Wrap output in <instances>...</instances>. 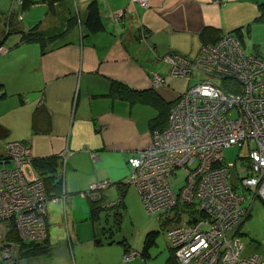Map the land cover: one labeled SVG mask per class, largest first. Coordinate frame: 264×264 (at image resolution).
<instances>
[{"label": "crops", "instance_id": "obj_1", "mask_svg": "<svg viewBox=\"0 0 264 264\" xmlns=\"http://www.w3.org/2000/svg\"><path fill=\"white\" fill-rule=\"evenodd\" d=\"M1 1L0 10L4 16L11 8L19 10L21 7L15 3L12 6L13 0ZM90 1L32 0L29 8L21 13L20 18L17 17L16 25L27 30L38 23L40 32L45 37H52L47 42V51L41 54L39 43L30 41L0 55V81L6 92L5 97H0V103L12 95L6 82L11 80L13 70L16 71V62L22 63L20 69L24 66L35 68L28 77L19 73L22 70L17 71L22 80L16 79L19 81H16L13 96L21 101L22 106L19 107L18 101L13 105L16 113L12 123L3 121V125L9 128L6 141L21 140L28 144L34 160L50 155L58 157L56 177L61 182V193L47 200L44 216L48 240L51 241L53 228L69 229V223L75 230L73 238H77L71 246L72 257L67 246L53 241L44 256L47 261L42 264L53 263L50 259L54 256L62 258L64 264H102L92 247L87 252L93 249L94 258L76 261L74 249L80 245L77 244L80 240L75 224L90 221L92 235H96L102 227L112 226L113 220H133L125 209V199L129 193L136 198L139 191L126 181V174L128 170L130 172L128 157L151 142L152 115L147 109L148 104L138 98L131 101L109 94L112 80L143 90L152 87L153 74L160 73L165 77L166 86H158V93L165 100L174 99L191 79L186 82L185 78L184 81L182 77L168 75L169 64L164 57L172 52L194 57L203 44L201 32L207 27L223 33L234 28L239 30L248 23L252 26L255 23L252 20L260 13V4L264 3L262 0H148L147 5H141L133 0H95L104 27L90 34L82 25ZM36 7L45 8L42 16L31 14ZM25 14L30 15L29 22H24ZM72 17L73 22L69 21ZM15 40L17 35H11L9 43ZM52 46L55 47L51 49ZM7 66H11L9 71L5 70ZM26 87L27 91L23 89ZM29 88L33 91L31 95H28ZM20 92H25V99ZM135 104V113L144 115L145 122L135 114L132 116ZM40 105L45 107L48 115L38 119V131L34 133L32 114ZM84 162L88 168L78 171V166ZM103 181L108 184L101 186ZM119 184L127 185L122 194ZM75 194L79 197L76 198ZM60 205L62 211L58 213ZM115 234L113 256L117 262H124L125 248L120 239H125L129 249L134 248L126 236ZM59 236L55 234L53 238ZM71 239L67 236L66 243ZM141 260L145 258L134 257L125 262L141 264Z\"/></svg>", "mask_w": 264, "mask_h": 264}, {"label": "built area", "instance_id": "obj_2", "mask_svg": "<svg viewBox=\"0 0 264 264\" xmlns=\"http://www.w3.org/2000/svg\"><path fill=\"white\" fill-rule=\"evenodd\" d=\"M164 59L168 75L188 80L198 74V81L187 82L165 127L153 131L151 142L128 157L126 181L137 187L149 213H173L167 210L188 201L199 207L192 220L168 227V244L180 264H264L260 253L243 255L246 241L241 228L254 199L264 202V56L243 52L240 39L228 31L202 44L192 58L172 52ZM152 85L165 87V77L155 72ZM233 145L241 150L239 174L231 173L235 164H225L222 154ZM211 149L213 157L205 163L201 152ZM32 161L31 148L21 140L0 147L1 236L11 221L26 238L44 229L48 197ZM203 166L205 172L200 173ZM181 169L185 172L179 180ZM238 188L252 193L247 205ZM188 189L191 195L185 199ZM178 230L194 239L173 250ZM139 253L130 249L122 258L128 261Z\"/></svg>", "mask_w": 264, "mask_h": 264}, {"label": "rangeland", "instance_id": "obj_3", "mask_svg": "<svg viewBox=\"0 0 264 264\" xmlns=\"http://www.w3.org/2000/svg\"><path fill=\"white\" fill-rule=\"evenodd\" d=\"M262 1H264V0H262ZM12 3H13L12 6H14V3L17 6H21L22 0H13ZM0 8L2 9V1L1 0H0ZM19 8L21 9V7H19ZM20 9L15 10V9L11 8V11L8 12L7 15H5V16L1 15L0 37H2V29H3V27H5L4 21L8 20V18H14L13 23L18 24L16 19H17V17L20 18L21 13L23 12V10L20 11ZM44 10H45V8L43 9L40 7H36V9H34L31 14H36L35 16H37V15L42 16ZM23 16H24L23 17L24 22L30 21L29 20L30 15L25 14ZM4 17H5V19L3 20ZM245 26H247V25H245ZM245 26L244 27L242 26V31L244 32L243 36H244V40H245L244 51L246 53H253V52H256L258 50L261 53L260 56H264L263 55L264 54V20L260 21V22H255L254 24H252V26L250 28V34L246 33ZM251 34H252V36H251ZM8 51L9 50L7 48H4L3 45L0 46V55L6 54ZM185 56H187V55L185 54ZM187 57L192 58L190 56H187ZM16 63H17V65L14 68V69H16V71L13 70V76H12L11 80H7V82H6L7 85H10V87H11V89H9L8 92H9V94H12V95H9L8 97H6L2 101V103H0V107L2 106V108H0V123L1 124H3V121H6V122L10 121L11 123L13 122V115L16 112L13 111L12 107L14 104L17 103V101H18L19 107L22 106L21 101L17 97L13 96L15 85L18 83L16 81H19L16 79H21L22 75H25L28 77V73H29V75L32 76L33 70H35V68H32L30 66H28V67L24 66V69H20L23 67L22 63H20V62H16ZM10 68H11V66H7V67H5V70L9 71ZM19 69L22 70V72H20ZM17 71H19V73H21L22 75L18 74ZM10 73H12V71H10ZM208 77L211 79H214L213 76H208ZM185 80L187 82V79H185ZM23 81H25V80H23ZM196 81H198V74H195L194 76H192L191 81L189 83L191 84V83H194ZM214 81H215V79H214ZM184 88H185V85L182 87V89L184 90ZM23 89H25V91H27V87L23 88ZM182 89L180 91H183ZM29 91L30 92L28 95H31L33 92L32 89L29 88ZM19 94H22L23 98L25 99V95H26L25 92L24 93L20 92ZM129 104H131V103H129ZM136 105L137 104L133 105V108L131 111L132 116L135 117V115H136V116H138L139 119H141L145 122V116L144 115H141L140 113L139 114L135 113L137 110ZM147 109H149L152 117H154L158 114V109L153 105L148 104ZM143 121H142V127H143V123H144ZM145 126H147V123L145 124ZM6 127L8 128V126H6ZM146 129L147 128H145L143 130H146ZM7 139H9V138H0V147L3 146V144L5 143V141ZM11 139H12V137H11ZM240 153H241V150L239 149V147L237 145L228 146L222 150V154L224 156L225 164H228V163H234L235 164V166L231 167V173L232 174H234V173L239 174V166L237 167V163L239 160V154ZM116 162L119 163V161L117 159H116ZM123 164H124V166L126 165V163H123ZM88 166L89 165L86 162H84V163H81L77 169H78V171H81L83 169L88 168ZM127 168H128V166H127ZM184 172H185V169L179 170V172H178V179L179 180H182ZM128 174H129V170H128L126 176H128ZM88 188H89V186H88ZM130 189H133V187H130ZM237 190L241 193H244V195L246 196V201L244 202V204L247 205L250 202L252 193L248 190H244L243 188H238ZM74 193H78V192H74ZM137 194H138V196L133 199V197L129 193L125 199V202H126L125 203L126 204L125 209L128 211V213H127L128 216H131L133 220H127L126 218H125L126 220H121V221L116 220L115 222L120 221V226H119L120 228H119V230H117V224H114V226H113L114 234H115V232H117L115 234L117 236L119 235V233L122 236H126V238H128L130 240L129 244L131 246H133L132 248H134L138 251H141V248L144 245V240H145V236H146L147 231L149 229H153V231L158 230V232L153 234L154 244L151 245L150 251L148 250L149 254L146 253V251L141 253V254L139 253L141 255V257L143 256L145 258V260H141V261H143L141 264H168L166 261H168V257L171 253L170 245L167 243V242H169V240L166 236V233L168 231V227L170 226V224L171 225L175 224V223L180 224V223H183L184 220H192L193 214L199 213V207L198 206L195 207L191 203V201H188V203H185L184 205H182V207L179 210H177L175 216L173 214L175 209H172V208L170 210H167V211H171V210L173 211V213H171V212L168 213L169 215L164 213L165 211L153 214V213L147 212L139 193H137ZM75 196L77 198V197H79V194H75ZM61 211H62V209H61V205H60V209L57 210V212L61 213ZM202 218H203V216H202ZM162 220H169V221H164V223L162 224ZM44 223H45V221H44ZM78 223L79 224H75V229L77 230L78 237L80 240V243L78 242L77 244H80L82 246V249H81V251L79 250L81 248L80 245L79 246L76 245L77 247L75 246L74 251L76 254V261L77 262L82 261L83 259L88 260L89 257L92 258L93 257V249L95 250L94 253H95L96 257H98V260H100L102 262V264H126V263L131 264V263L139 260L138 258H135L136 261L134 260L133 262H131V261L130 262H125V261L122 262L121 260L117 262V260L113 256L114 255V253H113V250H114L113 246L114 245L112 243L114 242V237H113L114 234H113L112 230L109 229V230H102V231L98 232L96 235L98 236L99 241L101 240V242L97 243V242H95L94 235H92V227H91L90 221L78 222ZM68 227H69V229L65 228V227H62L61 229L58 227L53 228L52 232L50 234V239L52 242L48 240L49 235H48L47 223L44 224L43 230H40V229L37 230L32 235L31 238H26L23 235H20L19 233H17V235L20 236V238H22L23 240H29V242H32V243L35 241L36 242H42V241L44 242L45 241L46 242L45 244L49 245V247H50V243H53V241H56L57 244L60 243V244L67 246L66 248L69 252V256L72 257V247L71 246L73 245V243L75 241H77V238L76 239L73 238V235H75V232H74L75 230H74L73 225L71 223H69ZM241 228H242V231H244V233H245L243 235V237H244V240L246 241V250L243 252V255H246V254L251 253V252H256V253H260L264 256V202H262L261 200H258V199H254V202H253L252 207L250 209V215L243 222V224L241 225ZM62 231L64 233H62ZM55 234H59L61 236H59L57 238H53ZM67 236L72 237L70 242H68L69 244L66 243L67 242ZM3 238H5V234H3L2 236L0 235V241H2L4 243L6 241ZM57 240H59V241H57ZM72 240H73V242H72ZM133 241H134V243H132ZM85 243H87V244L85 245ZM120 243L123 246V248H125L124 253H126L130 250L129 249L130 247L126 246L125 239H120ZM135 245H138V246H135ZM89 247L93 248L92 252H87L89 250ZM19 248H17V246H15V245H12V247L9 249H4V247H0V264H42V262L47 261L44 259V256L46 255V252H47L45 249H44L45 251L43 253H38V251H39L38 250L37 251L38 254H27L25 256H22ZM39 252H42V251H39ZM81 257H83V258L80 260ZM134 257H136V256H134ZM61 259L62 258H60L59 256H54V259H50V261L53 260V263H51V264H54V263L64 264L65 261L61 260ZM174 260H175V262L171 261L170 264H180L178 262V260L176 259L175 253H174Z\"/></svg>", "mask_w": 264, "mask_h": 264}, {"label": "trees", "instance_id": "obj_4", "mask_svg": "<svg viewBox=\"0 0 264 264\" xmlns=\"http://www.w3.org/2000/svg\"><path fill=\"white\" fill-rule=\"evenodd\" d=\"M31 3H32V0H22L20 11L27 10L29 8V5H31ZM259 12H260L259 15L255 17L252 21L260 22L264 20V3L260 4ZM1 15H3V12L0 10V19H1ZM4 19L5 17L3 18V20ZM13 19L14 18H8V20L4 21L5 27H3L2 29V37H0V46L3 45L4 48H7L8 50H10L14 46L19 45L22 42L35 41L39 43L41 54L45 53L47 51V46H46L47 42H49L52 39V37H45L44 34L40 32L38 28V23H35L32 27L28 28L27 30H23L20 27H18L16 23H13ZM69 21L73 22L74 21L73 17ZM82 25L85 29V32L87 31L90 34L97 33L103 30L104 26L100 18L99 7L95 0H91L90 2H88L86 9H85V14H84ZM0 26H1V22H0ZM250 26H251V23H248L247 26H245L247 34H250V28H251ZM230 33H233L235 36H237L240 39L242 50L243 52H245L244 51L245 46L243 45L244 32L242 31V27L239 30L234 28L233 31H230ZM11 35L12 36L17 35V40H15L14 43H11V42L9 43ZM220 35H221V32L219 33V30L217 28L207 27L203 30V32H201L202 42L203 44L212 43L216 41L220 37ZM54 47L55 46H52L51 49H53ZM253 53L256 55L261 54L258 50ZM181 79L184 80V78H181ZM112 83H113V86L111 88V91H109V94H111L112 96L119 97V98H128L131 101L138 98L140 101L153 105L158 109V114L152 117L150 120V130L151 131L159 130L165 127L168 121L171 106L174 100L176 99V97L180 95V93H178L174 99L165 100L158 93V89H156L158 87L152 86L150 88L143 89V90H135L125 85L124 83L116 81V80H112ZM5 96H6V92L3 90L2 82H0V97H5ZM47 115L48 113L44 106L40 105L37 108H35L32 114V131L34 133L38 131V125H37L38 119L41 117H46ZM8 134H9L8 128L5 125L0 123V138H6ZM58 164H59L58 157L55 155H50L48 157L39 158L35 160L33 159V162H32V165L36 169L39 178L43 180L44 189H45L48 199L50 197L60 195L61 193V182L56 177V174H57L56 171L58 168ZM126 186H127L126 184H122V185L119 184L121 194L124 192ZM119 204L120 203L118 202L117 205ZM177 210H175L174 216ZM94 215H95V211L93 210L92 216ZM167 215L169 214L167 213ZM44 221L46 224V220ZM115 221L116 220H113V223ZM164 221H169V220H162V224L164 223ZM114 224H118V222H115ZM114 224L112 226L102 227L100 231L109 230V229L112 230ZM156 232H158V230L153 231L152 229V230L147 231L145 240H144L143 252H145L146 250V253H148V250H150L151 245L154 244L153 234ZM3 239L6 242H10L13 245L17 246V248L20 247L19 249H20V253L22 256H25L27 254L43 253L45 250L48 252V249H49V245H46L45 241L44 242L35 241L32 243V242H29V240H23L22 238H20L17 235L15 225L12 221L9 222V227L6 230L5 238ZM94 239H95V242L97 243L101 242V240L99 241L98 236L96 235H94ZM38 250L42 252H39ZM172 260L174 261L173 256L171 255L168 258L167 263L170 264Z\"/></svg>", "mask_w": 264, "mask_h": 264}, {"label": "bare ground", "instance_id": "obj_5", "mask_svg": "<svg viewBox=\"0 0 264 264\" xmlns=\"http://www.w3.org/2000/svg\"><path fill=\"white\" fill-rule=\"evenodd\" d=\"M224 85H225V83H224ZM202 154H203V156H202V159L204 160L205 159V163H206V161L208 160V159H210V158H212L213 157V151H212V149L211 150H207V153L206 152H204V151H202L201 152ZM240 161V154H239V160H238V162ZM203 172H205V166H203V168L200 170V173H203ZM184 198L186 199V198H188V197H190V195H191V190H185L184 192ZM177 244L175 245V246H173L172 247V249L173 250H175L176 249V247L178 246V245H180V244H184V243H187L188 241H190L191 239H194V237H187V236H185L184 235V231H180V230H178V232H177ZM20 237V236H19ZM195 240H198V239H195ZM23 241V240H22ZM146 247V246H145ZM192 255V252L188 255V256H191Z\"/></svg>", "mask_w": 264, "mask_h": 264}, {"label": "water", "instance_id": "obj_6", "mask_svg": "<svg viewBox=\"0 0 264 264\" xmlns=\"http://www.w3.org/2000/svg\"><path fill=\"white\" fill-rule=\"evenodd\" d=\"M10 246H11V243L10 242H5L2 245V247H10Z\"/></svg>", "mask_w": 264, "mask_h": 264}, {"label": "clouds", "instance_id": "obj_7", "mask_svg": "<svg viewBox=\"0 0 264 264\" xmlns=\"http://www.w3.org/2000/svg\"><path fill=\"white\" fill-rule=\"evenodd\" d=\"M229 32H230V31H229ZM253 54H254V53H253ZM233 146H235V145H233ZM32 162H33V161H32ZM44 217H45V216H44ZM4 243H5V242H4ZM171 255L173 256V259H174V254H173L172 250H171V253H170L169 257H170ZM169 257H168V258H169ZM174 261H175V260H174Z\"/></svg>", "mask_w": 264, "mask_h": 264}, {"label": "flooded vegetation", "instance_id": "obj_8", "mask_svg": "<svg viewBox=\"0 0 264 264\" xmlns=\"http://www.w3.org/2000/svg\"><path fill=\"white\" fill-rule=\"evenodd\" d=\"M144 246V245H143ZM11 248V246L9 247ZM136 250V249H135ZM138 251V250H137ZM146 251V250H145ZM140 253H143V247L141 248V251H139Z\"/></svg>", "mask_w": 264, "mask_h": 264}]
</instances>
